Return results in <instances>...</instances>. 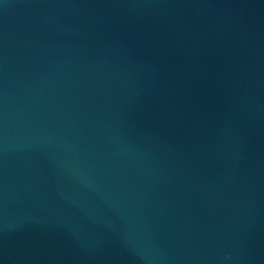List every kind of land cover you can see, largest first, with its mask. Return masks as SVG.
<instances>
[{"label": "water", "instance_id": "obj_1", "mask_svg": "<svg viewBox=\"0 0 264 264\" xmlns=\"http://www.w3.org/2000/svg\"><path fill=\"white\" fill-rule=\"evenodd\" d=\"M0 264H264V0H0Z\"/></svg>", "mask_w": 264, "mask_h": 264}]
</instances>
